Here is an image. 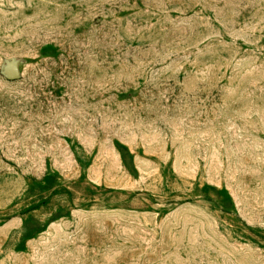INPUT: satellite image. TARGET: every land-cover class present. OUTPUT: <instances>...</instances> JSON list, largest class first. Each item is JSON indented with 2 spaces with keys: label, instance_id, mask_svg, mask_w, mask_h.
Segmentation results:
<instances>
[{
  "label": "rangeland",
  "instance_id": "374dc122",
  "mask_svg": "<svg viewBox=\"0 0 264 264\" xmlns=\"http://www.w3.org/2000/svg\"><path fill=\"white\" fill-rule=\"evenodd\" d=\"M0 264H264V0H0Z\"/></svg>",
  "mask_w": 264,
  "mask_h": 264
}]
</instances>
